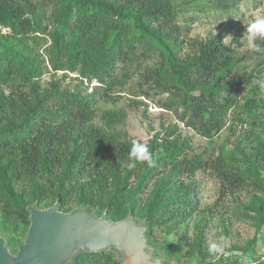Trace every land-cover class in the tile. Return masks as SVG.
Returning <instances> with one entry per match:
<instances>
[{
    "label": "trees",
    "instance_id": "1",
    "mask_svg": "<svg viewBox=\"0 0 264 264\" xmlns=\"http://www.w3.org/2000/svg\"><path fill=\"white\" fill-rule=\"evenodd\" d=\"M45 6L53 8L56 25L69 29L68 41L60 33L52 36L54 70L109 83L139 51L158 62L147 70L146 81L182 97L190 112L187 124L209 138L220 131L225 110L239 104L236 118L243 113L252 118L248 135L234 144L228 159L212 160L187 157L190 145L174 136V127L167 128L146 143L154 165L138 162L128 169L134 140L120 141L96 127L89 96L60 90L57 83L50 90L39 86L42 69L32 44L41 34L39 11ZM178 30L171 0H0V214L6 221L0 228L12 221L18 226L12 235L20 228L26 234L27 206L59 202L63 212L86 207L115 221L131 215L144 221L159 244L154 231L170 234L184 225L197 208L195 176L210 170L220 179V198L249 188L248 203L237 209L254 234L217 257L207 252L206 225L199 223L181 257H203V264H264L257 252L264 239V93L258 98L253 86L259 74H239L221 37L195 41L193 54L180 55ZM149 185L147 196L140 197ZM220 227L226 235L225 221ZM70 264L121 263L99 252L79 253Z\"/></svg>",
    "mask_w": 264,
    "mask_h": 264
},
{
    "label": "rangeland",
    "instance_id": "2",
    "mask_svg": "<svg viewBox=\"0 0 264 264\" xmlns=\"http://www.w3.org/2000/svg\"><path fill=\"white\" fill-rule=\"evenodd\" d=\"M171 3L179 29L180 55L193 54L195 41L221 37V44L236 61V71L239 74L258 72L259 78L254 81L253 86L261 93L257 97L263 98L264 88L259 82L264 81V38L257 39L261 50L256 51L248 45L246 29L257 17L264 16V0H171ZM53 11L51 6L40 9L42 31L38 34L37 45L32 44L40 58L42 69L39 86L50 90L51 84L57 83L60 90L77 89L82 95L89 96L93 100L92 123L96 127L115 135L120 141L134 140L144 144L157 134L164 133L165 129L174 127V136H179L180 140H185L191 147L187 157L201 156L212 160L218 156L228 159L234 144L248 135V125L252 118L245 113L240 114L241 120L236 118L241 110L239 104L225 110L220 131L211 134L209 138L187 124L190 112L182 103V97L165 92L146 81L147 70L157 68L158 62L139 51L131 61L120 66L114 81L109 83L92 84L76 72L54 70L50 57L52 36L60 33L68 41L69 29L54 23ZM16 85L18 86V82ZM5 91L9 93L11 89L5 88ZM195 179L198 184L194 194L196 210L185 219L184 225L177 232L167 234L160 229L154 231L159 251L165 250L170 254L171 264L185 260L181 254L194 241L196 224L206 225L204 245L207 249L210 243L219 242L223 238L226 242L224 252L235 243L243 245L254 234L250 222L240 216L237 209L240 202L248 203L251 194L248 187L234 195L228 193L220 198V179L210 170H200ZM85 180L87 176L81 179ZM150 189L149 185L140 197L145 198ZM71 205L73 204L68 206ZM221 221L227 224L226 235L220 227ZM3 222L6 221H3L0 214V224ZM7 222V228H0V231L8 238L20 241L25 232L20 228L12 235L11 231L18 226L12 221ZM10 244L13 247L14 243ZM207 252L210 253L208 250ZM257 252L261 253L264 260V239L258 243Z\"/></svg>",
    "mask_w": 264,
    "mask_h": 264
},
{
    "label": "water",
    "instance_id": "3",
    "mask_svg": "<svg viewBox=\"0 0 264 264\" xmlns=\"http://www.w3.org/2000/svg\"><path fill=\"white\" fill-rule=\"evenodd\" d=\"M29 225L23 240L14 243L0 233V264H70L79 253L109 252L121 264H171L167 251H159L144 221L128 215L112 220L94 209L75 207L68 212L60 203L26 207ZM194 257L172 264H203Z\"/></svg>",
    "mask_w": 264,
    "mask_h": 264
},
{
    "label": "clouds",
    "instance_id": "4",
    "mask_svg": "<svg viewBox=\"0 0 264 264\" xmlns=\"http://www.w3.org/2000/svg\"><path fill=\"white\" fill-rule=\"evenodd\" d=\"M247 42L248 45L256 50L260 51V45L257 43L258 38H264V16L257 17L252 21L247 29ZM231 37V36H225ZM224 37V38H225ZM260 86L264 88V81H260ZM138 162H147L149 165H154V160L149 147L138 141L132 142V147L129 153V162L126 163L128 169H134ZM226 242L223 238L219 242H212L208 245V251L217 257L224 253Z\"/></svg>",
    "mask_w": 264,
    "mask_h": 264
}]
</instances>
